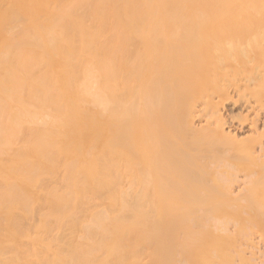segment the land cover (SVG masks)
<instances>
[{
  "label": "bare ground",
  "instance_id": "bare-ground-1",
  "mask_svg": "<svg viewBox=\"0 0 264 264\" xmlns=\"http://www.w3.org/2000/svg\"><path fill=\"white\" fill-rule=\"evenodd\" d=\"M172 55L180 58L174 60ZM211 70L218 73L220 78L234 79L232 85L237 93L245 89L247 92L243 91L244 94L249 92L252 94L255 100L247 98L244 106L247 111L253 113V116L250 114L251 117L246 121L244 118L245 122L239 119L241 122L234 127H226L227 117L220 106L208 96L203 102V111L193 109L187 120L180 115L181 120L176 110L177 101H183V98L178 100L177 97L180 95L184 97L185 94L182 93L189 88L192 90L194 85L203 87L206 82L214 81V78H210L207 74ZM165 71L168 73L167 77H164ZM238 74L240 78L243 77L242 86H240L241 80L237 79ZM210 82L207 83L208 86L206 84L207 88L217 85L215 81L212 82L215 83L214 85ZM158 86H164V89L167 86V89L164 90L162 87L160 89L165 92L161 90L162 92L157 93L156 91L160 90ZM216 90L220 92V87ZM224 90L227 89L221 88V93H225ZM161 96H164V99ZM239 97L242 98L241 95ZM240 98L234 100L236 101H233L234 104ZM259 98L264 99V0H0V197H8L11 201L10 205L0 204V207L3 210L9 209V206L20 209L21 205L26 206L23 202L25 200L29 203L44 201L49 207L54 204L50 211L42 214L40 224L36 228L33 227V231L46 233L49 218L55 220V229L58 233L67 228L81 231L83 234L79 243L74 244L75 250L71 248L72 254L71 251L67 254L70 256L69 263L72 264H174L178 260L184 262V255L188 252L189 255L191 254L190 257L194 255L195 259L197 257L196 260L205 263L203 244L199 240L202 239L201 235H206L203 231L204 224L201 229L203 234L199 232L201 225L199 224V227L193 224L194 227L196 225L195 235L196 231L201 234H197L198 237L200 236L199 239L197 236H195L197 239H193L189 229L184 231L187 234L185 237H190V243L182 238L184 234H181L185 224L194 229L190 227L194 220L189 221L190 224L187 223L188 220L195 217L196 221L200 219L202 213L206 212L205 209L201 212L206 206L205 200L209 201L208 198L205 199L208 194L204 192L203 198V191L201 192L199 188L200 193L198 190V193H193L194 189L188 182L194 186L197 185L195 180L199 181L198 178L204 179L201 180L205 184L210 181L212 175L210 176L211 172H208L212 169L210 164L213 162L216 163L213 164L215 165L213 175L218 173L223 180L220 177L218 179L224 181L227 174L221 172L219 166L220 164L225 166V170L232 173L233 160H230V157L236 161L237 152L241 156V164L244 158L248 160L246 157L250 158V156L254 157H251L253 161H257L256 158L259 157L264 161V101L262 104ZM171 99L174 102L177 100V104ZM168 100L169 102L171 100L170 105ZM165 101L169 107H166ZM174 104L177 105L176 109L172 107ZM162 107L169 108L166 111L175 112L174 115L177 114L176 116L179 117L180 125L185 118L186 123L183 124L185 128L181 126L182 136L183 130L193 131L194 118L196 116L198 118L202 111L200 117L203 115L207 127L202 126L203 129L209 128L207 133L209 131L211 133L208 136L213 139L215 135L219 138L215 140L220 143L216 142V148L208 146L207 150L203 145L204 142H201L204 140H197L199 144L194 141L193 145L196 143V146L191 149L193 154L187 152L186 149L190 148L189 144L192 142L185 141L184 137L178 138L181 133L177 135L176 129L180 125L175 131L174 127L177 123H174L173 127L170 126L175 122L170 117L171 123L167 121L168 117L165 118L164 121H167L165 123L162 120L157 122L161 116H168V112L165 114L166 111L163 113L160 111H164ZM159 122L169 126L172 129L171 133L174 130L176 136L173 134L174 136L170 138L171 133L164 134L170 132L167 131L169 128L166 127V130L163 127L164 131L161 123L158 125ZM196 128L198 131L202 129ZM245 130L251 132V135L244 138L240 133L244 134ZM179 131L181 129H178ZM158 135L160 137L162 135L161 138L165 136L164 144L166 146L169 144L167 152L173 154L162 155L165 150L161 143L158 146L156 142L157 140L160 142ZM166 136H169L168 141ZM209 138L206 139L207 143L211 140ZM176 142L179 144H175ZM180 144L185 149L181 148ZM178 146L184 150V156ZM157 151L163 157L158 158ZM206 151L208 154L204 164ZM244 151L248 155L243 158L240 152L244 153ZM185 155L187 158L191 156L189 157L191 159L188 161ZM170 156L174 157L175 161L181 158V164L189 162V165L192 157L193 161L196 158L198 161L191 163V170L194 169L193 164L202 165L203 168L205 166V170L198 165L200 171L198 172L199 169L196 168L198 170L192 174L189 165L182 164V168L183 166L186 168L183 169L181 176L180 161L177 160L174 165L175 161L172 162ZM251 158L249 161L252 160ZM260 158L259 163L263 162ZM162 159H169L164 161L168 163H164L169 167L168 170L164 164L160 165L159 161L161 162ZM183 160L185 162H182ZM246 160H244L245 167L248 164ZM227 161L231 162L227 163ZM256 161L255 163L258 164ZM158 163L162 167H158ZM255 163L251 162L252 165H257ZM263 165L264 162L261 167ZM175 166L177 172L180 171L177 173V177L178 174L180 175V178L178 177L180 180L186 178L187 173L189 176L191 172L192 175L182 181L191 187L187 190V186L186 193L195 194L196 198L192 199V202L200 200L205 203L198 201L197 204L200 206L198 207L194 203H189L191 201L188 202V206L192 204L196 206L193 205L198 212H201L200 216L196 214L198 212H194L196 216L192 217V207L190 211L186 209L188 213L190 212L191 218L186 215L187 211L184 213L179 209L183 214H181L183 218H180V212H175L178 211V207L170 198L164 200L165 211L158 212L155 202L160 192L169 189L171 182L179 183L176 176H171L172 181L169 180L168 171L171 170L172 173ZM223 166L221 167L224 168ZM215 167H218L217 171ZM247 167L254 171L251 166ZM160 168L164 170V173L161 172L162 175ZM201 169L206 174H203ZM253 171L248 174L247 170L245 176L244 171H241L243 179L239 178L240 172L238 175L234 172L235 176L225 180L227 182L230 180L224 183L225 194L229 193L231 196L240 194L243 188L240 189L241 191L236 188L247 185V178L254 173ZM174 173L172 174L176 175ZM158 175L161 178L164 176V180L169 176L167 180L170 183L167 180L162 182ZM250 176L251 179L254 175ZM173 178L176 180L174 181ZM197 183L201 185L200 181ZM221 183L223 185V182ZM164 184H168L167 188ZM207 184H210L206 185L208 188L216 190L217 184L214 186L211 181ZM161 185L165 188L163 189ZM208 188L205 190L208 191ZM212 192L209 190L211 195ZM220 192L222 193V191L217 193ZM257 193L255 192V196ZM198 194L202 195L200 196L202 200L197 199ZM185 195L186 203L190 194ZM226 195L222 196L223 199ZM170 196L173 198L172 194ZM179 198L177 197L176 200L180 201ZM235 199L234 202L239 197ZM256 201L254 211L260 214L256 216L264 217V211L261 212L264 203H261V200L256 199ZM90 202H94V205H88ZM212 202H210L211 206H215L212 207L213 210L216 206H220ZM225 202L229 203L224 201L225 205H227ZM201 204L205 206L202 207ZM232 205L229 207L231 208ZM248 208L247 211L251 209L249 206ZM217 210L220 211V208L218 207ZM80 212L84 214L81 218V213V220L80 215L76 216ZM214 214L220 218L219 214ZM214 214L216 220L210 219L216 222L217 218ZM182 220L184 224L181 223ZM218 220L220 222V219ZM207 221L203 219L202 222ZM227 221L225 219L224 222ZM200 222L199 220L198 223ZM175 223L181 224L179 226L181 231L177 232L175 227L178 226ZM2 224L3 221H0V227L3 226L14 232V226L9 223ZM226 224L216 225L220 231L221 228L230 225V223ZM216 230L213 229L214 232ZM179 233L180 238H178ZM26 236L30 239L29 243L30 246L32 244L33 250L30 252L24 249L21 255L15 252L12 256H2L3 262L10 264L9 261L14 260L17 261L14 263L19 264L18 261L24 259L22 263H33L34 255L36 256L34 250L44 248L40 240L42 237L38 241L34 235L33 238L30 234ZM57 238L56 241L61 246L64 243L63 237ZM13 239L16 237L13 236ZM13 239L0 234V243L5 241L15 245ZM45 243H48L47 240ZM181 243H184L187 249L180 248L181 256L176 257L175 253L180 250L178 246H181L179 245ZM63 249L66 251V248ZM38 252L37 255L40 254ZM60 253L62 254V252L58 254ZM3 254L2 250L1 255ZM56 256L54 259L60 258ZM215 256L210 257L214 259V263ZM192 260L193 258L191 263L196 262ZM263 261L260 260V263Z\"/></svg>",
  "mask_w": 264,
  "mask_h": 264
},
{
  "label": "rangeland",
  "instance_id": "rangeland-1",
  "mask_svg": "<svg viewBox=\"0 0 264 264\" xmlns=\"http://www.w3.org/2000/svg\"><path fill=\"white\" fill-rule=\"evenodd\" d=\"M173 56V55H172ZM163 57H165V56H163ZM162 57V58H163ZM170 58L169 59H171V56H169ZM174 57V60H175V58H180L179 56H177V57H175V56H173ZM173 57H172V59H173ZM165 59H167L166 57H165ZM176 59V60H177ZM160 73V72H159ZM163 73V72H162ZM161 73V74H162ZM166 74V75H165ZM165 74H163V76L164 77H167V74L168 73H166V71H165ZM207 74H209V76H210V78H214V81L216 82V84L218 85V87H215V86H217V85H214L215 83H212V82H214V81H209L210 82V84H213L214 86H213V88H212V86H209L208 88H207V86L209 85V84H207V83H209V82H206L204 85H203V87L202 86H193L194 87V89H193V87H192V90L189 88V90L187 89L186 91H188L189 93H187L186 91H185V93H182L183 95L185 94L187 97H185V95H184V97H185V99H184V97L183 96H178L177 97V99L179 100V99H182L183 101H177V103H176V101L174 102L172 99V101L174 102V103H176L177 105H178V109L176 110L177 111V113H178V115H179V117H180V115L181 116H183V117H185L186 118V120H187V116L188 115H190L191 114V112L193 111V109H195V110H200V109H202L203 108V102H204V100L206 99V97H210L216 104H217V106H220L219 108L220 109H222V112L225 114V117H227V120H228V124L227 125H225L226 127H229V128H231V126L232 127H234V125L236 126V124H238L239 122H241L239 119H241L243 122H245L246 121V119L248 118H250L251 116H253L252 114V112H250V111H247L248 109L247 108H245V106H244V103L245 102H247V101H245L247 98H251L252 100L254 99L255 100V98L252 96V94H250V92L249 93H245L244 94V92H247V90L245 91V89L244 90H241L242 92H243V94L244 95H242L241 93V91H238V93H237V90H236V88H235V90H234V87H233V85H232V81H234V79H232L231 77V80H230V78H228V77H224V78H220L218 75V73H216L215 71H213V70H211V71H209ZM240 75H242V74H240ZM159 76V75H158ZM162 76V75H161ZM236 78V77H235ZM237 79H239V80H241L240 81V86H242V85H244L243 83H241L242 82V79H243V77H239V74H238V77H237ZM238 80V81H239ZM246 80V79H245ZM163 81H164V79H163ZM162 81V82H163ZM244 81V80H243ZM163 84H165L166 85V83H162V85ZM206 84H207V86H206ZM252 84V83H251ZM164 85V86H165ZM198 85V84H197ZM164 86H158L159 88L158 89H160V88H162L163 87V89L165 88ZM249 86H251L250 84H249ZM206 87V88H205ZM220 87V92L218 91L217 92V90H219V89H217L216 90V88H219ZM253 87V86H252ZM221 88H224V89H227V90H224V92L225 93H221ZM158 89H156V90H158ZM160 89V90H158V91H156L157 93L158 92H160L161 90L163 91V92H165L164 90H166L167 89V86H166V89ZM191 90V91H190ZM251 90V89H250ZM161 91V92H162ZM168 92H170V90H167ZM167 91H166V93H167ZM236 92V93H235ZM241 92V93H240ZM165 93V94H166ZM227 93V94H226ZM240 93V94H239ZM159 94H161V93H159ZM158 94V95H159ZM168 94V93H167ZM170 94L171 93H169V96H170ZM237 94L240 96H242V98H240L239 96H237ZM161 95H163V94H161ZM247 95V96H246ZM165 96V95H164ZM164 96L162 97L161 96V98H163L164 99ZM167 96V95H166ZM165 96V97H166ZM243 96H246V97H243ZM168 98V97H167ZM174 98V97H173ZM237 98H240V100L238 99L237 101V103H235L234 104V102H236V101H234V100H236ZM170 99V98H169ZM250 99V100H251ZM260 99V98H259ZM159 100H160V98H159ZM167 100V99H166ZM171 100H170V102H171ZM175 100V99H174ZM242 100H244V101H242ZM248 100V99H247ZM261 100V99H260ZM161 101V100H160ZM159 101V103H161ZM234 101V102H233ZM262 101H264V99H262L260 102H262ZM169 102V100H168V104L170 103ZM173 102H172V104H173ZM181 102V103H180ZM243 102V103H242ZM165 103H166V101H165ZM165 103H163V105L165 104ZM180 103V104H179ZM162 104V103H161ZM171 104V103H170ZM169 104V105H170ZM243 104V105H242ZM246 104V103H245ZM262 104H263V102H262ZM160 105V104H159ZM162 105V106H163ZM169 105L167 106V103H166V107H169ZM177 105L175 106V104H174V106H175V108H174V106H172L173 107V109H176V107H177ZM264 105V104H263ZM159 107V106H158ZM201 107V108H200ZM236 107H237V109H236ZM164 108H165V105H164ZM163 107H162V109H164ZM170 108H171V106H170ZM160 109V108H159ZM172 109V108H171ZM241 109V110H240ZM247 109V110H246ZM166 110H169V108L168 109H164V111H162V110H160L162 113L163 112H165ZM236 110V111H235ZM245 110V111H244ZM160 111H158V112H160ZM175 111V110H174ZM196 111V112H197ZM202 111H203V109H202ZM201 111V113H199V119L197 118V116H196V118H194V129H193V131L191 132V131H189V130H183V136H182V129L183 128H185V125H183L184 123H186V121H185V118L183 119L184 120V122L182 123V121H181V123H182V125H180L179 123L180 122H178V121H180L178 118L179 117H177L176 115H174V113L175 112H173L172 110L171 111H166L165 112V114H167V112H168V116L166 115V117L164 116H161L160 114H159V116H161L160 117V119H156L157 120V122L158 121H160V120H162V122L165 120V118H167L168 117V119H169V117H170V119L171 120H173V121H175V122H172V121H170V119L169 120H167L169 123H171L170 124V126H172L173 127V125H174V123L176 124L177 123V125L174 127V130H175V128L177 127V126H179V127H177L178 129H181V131H179L178 132V129H176L177 130V132H176V134L177 135H179L178 133H181L180 135H179V137L178 138H180V137H184L185 138V141L187 140V142L189 141H191L192 143H187V144H189V146H190V148H188V149H186V150H188L187 152H191L192 153V151H191V149L193 148V146H194V148H195V146H196V143H195V145H193V143H194V141H196L197 142V140H204V141H201V142H204V146L206 147V149L208 150V146L209 147H211V148H213L214 146H215V148H216V142H218V140H219V138L218 137H216L215 135H211L212 137H213V139L210 137V136H208V135H210V133H211V131H209L208 133H207V131L209 130V128H208V130L206 129L207 127H206V124H204L205 123V118L204 117H200V115L203 113ZM247 111V112H246ZM173 112V113H172ZM245 112V113H244ZM248 112H249V114H248ZM172 113V114H171ZM234 113V114H233ZM169 114H170V116H169ZM230 114V115H229ZM250 114H251V116H250ZM163 115V114H162ZM246 115H247V117H246ZM159 116H157V117H159ZM230 116V117H229ZM244 116V117H243ZM177 117V118H176ZM181 118V117H180ZM244 118H245V121H244ZM178 119V120H177ZM181 120H182V118H181ZM167 121H164V123L165 122H167ZM202 121V122H201ZM232 121V122H231ZM156 122V123H157ZM188 122V121H187ZM155 123V124H156ZM161 122H159L158 123V125L160 124ZM204 124V125H203ZM161 126V128H163V127H168L169 128V126H165L164 124H160ZM164 125V126H163ZM245 125V127H246V125H247V123H245L244 124ZM181 126L183 127V128H181ZM202 126H204V127H206V128H204L203 129V127ZM171 127V128H172ZM196 127H198V128H202L203 129V131H202V129H200L199 131H201V132H199L198 130H196L197 128ZM244 127V128H245ZM158 128V127H157ZM161 128H158V129H161ZM245 129H247V127L245 128ZM163 130H164V128H163ZM162 130V135H163V132L165 131H163ZM166 130H167V128H166ZM171 130L172 129H170L169 128V130H167V131H170V132H164V134H166V133H168V134H170L171 133ZM173 130V132H175ZM196 130V131H195ZM198 131V132H197ZM246 131V132H245ZM245 131H243V132H245L244 134L243 133H240V136H242L243 137V135H244V138H245V136H249V134L251 135V132H249L248 130H245ZM248 131V132H247ZM160 132V130L158 131V133ZM171 133L170 134V138H172L174 135L176 136V134H174V133ZM193 132H195V133H193ZM198 133V134H197ZM174 134V135H173ZM157 135V134H156ZM162 135H161V137H162ZM172 135V136H171ZM160 137V135H158V138H159V140H160V142L157 140L156 142H158L157 144H159V143H161V145L164 147V150H165V152L163 151V153H162V155L164 154V153H169V152H167V146L169 145L168 143H166V144H168L167 146L164 144V142H165V136H163V138H161ZM166 137H168L166 140L168 141L169 140V136H166ZM211 138V140H209V144L206 142L207 140V138ZM157 137H155V139H156ZM174 138H176V139H178L177 137H174ZM209 138V139H210ZM218 138V140L216 141L215 139H217ZM175 139V140H176ZM170 140H172V139H170ZM175 140H174V142H175ZM179 140V139H178ZM181 141H182V139H180ZM214 140V141H213ZM177 141V140H176ZM174 142H171V143H174ZM178 142V141H177ZM175 143V144H179V143ZM200 142V143H201ZM170 143V142H169ZM181 143V142H180ZM182 143H184V141L182 142ZM186 143V142H185ZM198 143V142H197ZM220 143V141L218 142V144ZM199 144V143H198ZM197 144V145H198ZM208 144V145H207ZM172 145V144H171ZM181 145V144H180ZM185 146H186V144H184ZM158 146H160V144L158 145ZM162 146H161V148H162ZM175 145H173V147H174ZM184 146V147H185ZM188 146V145H187ZM171 149H172V146L170 147ZM178 149L180 148V146H178L177 147ZM181 148H183V145H181ZM179 149V150H182V149ZM176 149V148H175ZM183 149H185V148H183ZM190 149V150H189ZM205 149V150H206ZM159 150V149H158ZM169 150V149H168ZM162 151V150H161ZM171 151V150H170ZM183 151L184 150H182L181 152H182V155L183 154H185V153H183ZM193 151H195V149L193 150ZM174 152V151H173ZM177 152H178V150H177ZM180 152V151H179ZM230 152V151H229ZM241 152H243V151H241ZM240 152V154H242L243 155V158H244V156H247L248 154L246 153V151H244V153H241ZM176 153V152H175ZM174 153V154H175ZM190 153V154H191ZM210 153V152H209ZM157 154H158V151H157ZM169 154H173V153H169ZM178 154H180V153H178ZM177 154V155H178ZM193 154V153H192ZM195 154V153H194ZM206 154H208V151H206L205 152V156H204V160H205V162H204V164L206 163ZM237 154L238 155H236V161H235V159H233V158H231L230 156V160L232 159L233 160V162H239L240 163V160H241V156H239V153L237 152ZM162 155H160V152H159V154H158V158L160 157H163L164 155H166V156H168V154H164L163 156ZM188 155V154H187ZM187 155H185V158L186 159H188V161H189V159H191V158H189V157H191V156H189L188 158L186 157ZM173 156V155H172ZM179 156V155H178ZM184 156V155H183ZM194 156V155H193ZM264 156V155H263ZM171 157V156H170ZM179 157H181V155L179 156ZM252 156H250V158H251ZM165 158V157H164ZM167 158V157H166ZM169 158V157H168ZM172 158V157H171ZM174 158V157H173ZM173 158H172V162L173 161H175V160H173ZM175 158H176V156H175ZM242 158V159H243ZM248 160H246L245 158L242 160L243 162V164H241L240 163V165H239V163L237 164V163H233V162H231V161H227V163L228 162H231L232 163V167L233 168H231V170H232V173L230 172V171H227V170H225L226 168H225V166H223V165H221L220 164V166H219V169L221 170L222 169V171L221 172H224V174L226 173L227 174V177H226V179L225 180H227L229 177L230 178H232L233 177V175H234V172L238 175L239 174V172H240V174H242V175H240L239 174V178L241 177V179H243V173H241V171L243 172L244 171V176L246 175L245 173H247V170L249 171L248 172V174H251L252 173V171L253 170H251V169H248L249 167H247V166H251V168H253L254 169V173H256V174H252L250 177H252L253 175V177L252 178H254V179H250L249 178V176H248V178H247V185H244V187L242 186V187H237L236 189H238V190H240L241 188H243V190L240 192V194H238V195H236V196H231L229 193V195L227 194H225L226 193V190H225V188H224V183L226 184V183H228L230 180H228V182L227 181H222L223 180V178L222 177H220L219 175H218V173H214V174H217V175H213V173H212V171L213 172H215L214 171V166L215 165H213V164H216V163H209L211 166V170H210V167H209V172L208 173H210V181L211 182H213V185L215 184H217L215 187H217V188H215L216 190L214 191V188H208V186H206V185H210V184H207V182L209 183L210 181L208 180V179H205V180H208L207 182H206V184L202 181V180H204V179H199L198 177H199V173H198V180L200 181V184L201 185H198L199 183H197V182H199V181H197V180H195L196 182H195V184H197V185H194V186H192V183L191 182H188V184L194 189V192L193 193H198V191H199V189H200V191L202 190L203 191V198L205 197V193L206 194H208L207 195V197H205V199L206 198H208V202H207V199L205 200L206 202V206L204 207L202 204V207H204V208H202V210H201V212L205 209L206 210V212H205V214L204 213H202L203 215H205V217H202L203 215H201V218L200 219H197V221L195 220L196 219V217L195 218H191L190 216V212L188 213V210L189 209H191L192 207H193V205L195 204L196 206H198V204H199V202L198 201H200V200H198L197 201V199H201L202 200V198L200 197V196H202L201 194H198V196L200 197H198L197 196V199H196V201L197 202H195V201H191L192 199L194 200V198H196L195 197V194L194 195H191V194H193V193H186L187 191H186V188H187V186L188 185H185V183H183V181L182 180H185L186 178L188 179V177L190 176V175H192L193 174V172L194 173H196V171L198 170V172L200 171V168L202 167V165L200 166L199 164V166H200V168H198V165H197V167H195L194 166V164H193V171L191 170V163H193L195 160L196 161H198L196 158H195V160L193 161V157H192V161H191V163H190V165L186 162V164H184V163H182V164H184V166L186 165V166H188L189 165V167L188 168H190V171L192 172V174H191V172L189 171V169L187 168V170L190 172V174H189V176H187L188 175V173H187V175H186V178H184V179H182L183 177H185V175L181 178L182 180H180L179 178V176L181 175L182 176V171H184L183 169L184 168H186V167H184L183 166V168H182V164H181V158L178 160V159H176V161L178 160V162L180 161V164H181V166H179V167H181L180 168V170H181V173H179V172H177V168H176V166H175V168L174 169H172V173H174V171H175V173H176V175H173L172 173H171V170H169L168 172H169V175H170V179L169 180H171L172 181V178H171V176H176V178H177V181L180 183H176V184H174V183H170L169 182V180H167L168 178H169V176H167L168 178H166L165 180H167L169 183H170V186L168 187L169 189H167V190H163L162 192H160V196L159 197H157L158 199L156 200V202H155V206L158 208V212L159 213H161V212H164L165 210H164V208H163V204L165 203L164 202V200H168L167 198H170L172 201H173V203H175V205H177V207H178V211L176 210L175 212H177V213H179L180 211H179V209H182L183 210V212L185 213L186 211V215H188V217H190L191 219L190 220H188V224H190V222L189 221H193L194 220V222H196V223H194V222H192L191 224V226L190 227H193L194 229H192V228H189L188 226H186V224L185 225H183L184 226V228H183V232L180 230L181 228L179 227L180 225H178L180 222H179V220H178V224L177 223H175V224H177V226L178 227H175V229L177 230V232H179V230L181 231V234H184L183 236H182V238L184 237L185 238V240L187 241L188 240V242L190 243V240H189V238L190 237H185L187 234H186V232H184V231H186V230H190L191 232H192V236H193V239H199L200 238V236L198 237V235L202 232L201 231V229H203L204 228V230L203 231H205L206 233H204V234H206L205 236L204 235H201V234H203V233H201L200 235L202 236V239H199L200 241H201V243L203 244V249H204V253H205V251H206V254H204L203 253V257H204V261H205V263L203 262L202 263V260L200 261L199 259V261L198 260H196L197 259V257H196V259H195V257H194V255H193V257H190V255L188 254L189 252L188 251H191V249L189 250L188 249V251H183V252H188L187 253V255H186V257L187 256H189V257H187V259H186V257H185V255H184V258H185V261L187 262V263H191V258H193V260L194 261H196L195 263L193 262V260H192V262L193 263H191V264H264V225H262V224H264V222H263V219H264V217H263V215L259 218V217H257L256 216V214L258 215V213L256 212V211H254L255 209V205H257V201H256V199L259 201V200H261V203H264V165L261 167V165L263 164V160L261 159V161H263V162H261V163H259V158H256L257 159V161L256 162H258V164L260 165H258L257 163H255V161H253V159L252 158H254V157H252L251 159L252 160H250L249 161V157H246ZM239 159V160H238ZM263 159H264V157H263ZM166 160H169V159H166ZM166 160H163L162 159V161L160 162L159 161V163H160V165H161V163L162 164H164V163H167V162H164V161H166ZM244 160H246V161H248V164H246V167L244 166ZM176 161H175V163H174V165L176 164ZM209 161V160H208ZM207 161V162H208ZM168 162H170V161H168ZM172 162H170V163H172ZM182 162H185L184 160L182 161ZM251 162H253V163H255V164H257V165H252L251 164ZM159 163H158V167L160 166L159 165ZM196 163V162H195ZM223 163V162H222ZM168 164V163H167ZM188 164V165H187ZM170 165V164H169ZM174 165H173V167H174ZM179 165V164H178ZM208 165V164H207ZM233 165H235V166H233ZM242 165V166H241ZM172 166V165H171ZM204 166V165H203ZM209 166V165H208ZM221 166H223L224 168H222ZM256 168H258V167H260V168H254V167ZM160 167H162V166H160ZM164 167L166 168V170H168V168L169 167H167V165L166 164H164ZM163 167V168H164ZM172 167V168H173ZM196 168H198V169H196ZM203 168V167H202ZM244 168V170H241V169H243ZM162 168H160V170H161ZM171 169V168H170ZM179 169V168H178ZM204 170H205V166H204V168H203ZM203 169H201V170H203ZM207 169V168H206ZM216 169H218V167H215V170ZM247 169V170H246ZM165 170V171H166ZM174 170V171H173ZM186 170V171H187ZM204 170H203V174H206V173H204ZM225 170V171H224ZM258 170V171H257ZM158 171V170H157ZM163 171V173H164V170L162 169L161 171H160V175H162L161 174V172ZM187 171V172H188ZM208 171V170H207ZM206 171V172H207ZM217 171V170H216ZM256 171V172H255ZM251 172V173H250ZM159 173V172H158ZM166 173V172H165ZM174 173V174H175ZM177 173H179L178 174V177H177ZM235 174V175H236ZM160 175H158L159 177H160ZM164 175V174H163ZM202 175V171H201V174H200V176ZM207 175H209V174H207ZM234 175V176H235ZM165 176V175H164ZM164 176H162L163 178H161L160 177V179H162L163 181L162 182H165V180H164ZM215 176V177H214ZM217 176V177H216ZM225 176V175H224ZM257 176V177H256ZM196 177V176H195ZM202 177V176H201ZM205 177L207 178V176L205 175ZM204 176H203V178H205ZM214 177V178H213ZM218 177H220L219 179H218ZM255 177L258 179H255ZM176 178H175V180H176ZM191 178V177H190ZM195 179V178H194ZM216 179V180H215ZM173 180H174V178H173ZM174 180V181H175ZM182 181V182H180V181ZM219 180H221L220 182H219ZM250 180V181H249ZM173 181V182H174ZM201 181H202V183H201ZM192 182H193V180H192ZM221 182H223V185H222V183ZM248 182H250L249 184H248ZM191 183V184H190ZM218 183H219V185H218ZM166 184V183H165ZM164 184V185H165ZM204 184V185H203ZM246 184V183H245ZM161 185V187L163 186V189L165 188V186H166V188H167V186H168V184L167 185ZM221 185L223 186V188L221 187ZM190 186H188V188H187V190H189V188L191 189V187ZM202 186V187H201ZM203 186H205L204 188H203ZM212 186V185H211ZM197 187V188H196ZM247 187V188H246ZM196 188V189H195ZM199 188V189H198ZM203 188V189H202ZM206 188H208V191H206L205 189ZM246 188V189H245ZM260 188V189H259ZM171 189V191H168V190H170ZM219 189V190H218ZM223 189V190H222ZM261 189H263V190H261ZM198 190V191H197ZM209 190H211V192H212V194L213 195H211L210 193H209ZM257 190V191H256ZM259 190H260V194H259ZM200 191H199V193H200ZM201 191V192H202ZM219 191H222V193L220 192V193H217V192H219ZM170 192V193H169ZM205 192V193H204ZM243 192V193H242ZM255 192L257 193V196H255ZM215 193H216V195H215ZM224 193V194H223ZM262 193V194H261ZM172 194V196H173V198L170 196ZM174 194V195H173ZM185 194H190L189 195V198H187L186 200V203H185ZM209 194H210V196H209ZM235 194H236V192H235ZM243 196H242V195ZM250 194H252L253 196H255V197H252V195H250V197H249V195ZM218 195V196H217ZM219 195H221V196H219ZM223 195H226V196H224V199H223ZM245 195V196H244ZM248 195V196H247ZM142 196V195H141ZM168 196V197H167ZM176 196V197H175ZM180 196H182V197H180ZM194 196V197H193ZM177 197L179 198V200L180 201H178V200H176L177 199ZM211 197V198H210ZM235 197H237V199H238V197H239V199L237 200V201H235L236 202V204H235V202H234V200H236L235 199ZM242 197H244V198H242ZM257 197V198H256ZM174 198H175V200H174ZM232 200V203H230L231 202V200ZM240 198H242V199H240ZM247 198V199H246ZM256 198V199H255ZM212 199V200H211ZM227 199V200H226ZM159 200V201H158ZM157 201H158V203H157ZM162 203H161V202ZM189 201H191V202H189ZM211 201H213L214 202V204L216 205H219L220 204V206H218L219 208H220V211L219 210H217L218 209V207L216 206V209L215 210H213V208H215V206H211V204H210V202ZM224 201H227V202H229V203H226L227 205H232V204H234V205H232L231 206V208L228 206V207H225V206H227V205H225L223 202ZM263 201V202H262ZM24 203H25V205L26 206H23V205H21V208L19 209V208H11L10 206H9V209L8 208H5L4 210L1 208L0 209V221H3V224H5V223H9L11 226H14V232H10V230H8L7 228H4L3 226H1L0 227V234H4L5 235V237L6 238H12L13 239V236L14 237H16V239H13V241H14V243H15V245H11L9 242H3V243H0V248H1V250H0V264H9V263H5V262H3V260H4V258L2 257V256H7V255H13L15 252L17 253V254H19V255H21V252H22V250H29L30 252L33 250V246H32V244H31V246H30V239H28V237L26 236L27 234H30L31 236H32V238H33V235H34V237H36L37 238V240L38 241H40L41 240V242H42V246H44V248L42 247H40L41 248V250H34L35 251V253H36V256L34 255V257H35V259H34V257H33V259L34 260H32L33 261V263L34 264H72V263H69V258L68 257H70L69 255H67V254H69V252L72 254V249L71 248H73L74 247V244H77V243H79V239H80V237L82 236V234L83 233H81V231H79L78 229H65L63 232H60V233H58V231H56V229H55V220L53 221V219L52 218H49L48 219V221H47V224L48 225H46L47 226V232L46 233H39L40 231H38V232H35V231H33V227H37L39 224H40V219H41V216H42V214H45V213H47L48 211H50L53 207H54V204L53 205H51L50 207L44 202V201H41V203H39V202H37V201H35V202H32V203H29L27 200H25V201H23ZM188 202L189 203H194V204H190L191 206H188L189 204H188ZM213 202H212V204H213ZM216 202V203H215ZM217 202H221V203H217ZM198 203V204H197ZM200 203H204L203 201L201 202L200 201ZM204 203V204H205ZM208 203V204H207ZM260 203V206L263 208V206H262V204ZM0 204H7V205H10L11 204V201H10V199H8V197H0ZM89 204H92V206L94 205V202H90V203H88V205ZM221 204H224V205H221ZM166 206H167V203L165 204ZM186 206V207H184V208H182L181 206ZM194 205V206H195ZM239 205V206H238ZM242 205V206H241ZM258 205H259V203H258ZM264 205V204H263ZM169 206H171V205H169ZM195 206V207H196ZM234 206V207H233ZM247 206V207H246ZM248 206L251 208L249 211H247L249 208H248ZM260 206H259V208H260ZM162 207V208H161ZM176 206H175V209L177 208ZM181 207V208H180ZM195 207H193L192 208V212H191V214H193L192 215V217L195 215L194 214V212H198L196 209H195ZM198 207H200V206H198ZM197 207V208H198ZM213 207V208H212ZM223 207H225V208H223ZM167 208V207H166ZM210 208H212V210H210ZM245 208V209H244ZM186 209H188V210H186ZM181 210V211H182ZM204 210V211H205ZM260 210V209H259ZM1 211H3V213H1ZM157 211V210H156ZM166 211H167V209H166ZM173 211V210H172ZM190 211V210H189ZM210 211H212L211 212V214L213 213H216V214H219L218 216L220 217V218H217V215H215L216 216V218H217V221L215 222V217H213V214H212V216L210 217ZM219 211V212H218ZM252 211V212H251ZM262 211H264V208H263V210L261 209V212ZM200 211L198 212V213H196L197 215H199L200 213H201ZM226 212V213H225ZM251 212V213H250ZM258 212H260V211H258ZM260 212V213H261ZM81 213H82V217H81ZM174 213V212H173ZM221 213V214H220ZM254 213V214H253ZM182 213L180 212V215H179V217L180 218H183V214L181 215ZM231 214H232V216H231ZM263 214H264V212H263ZM80 215V216H79ZM84 214H83V212H80V213H77V217L79 216V218L81 217V218H83L84 216H83ZM177 215V216H178ZM190 215V216H189ZM235 215V216H234ZM251 215V216H250ZM176 216V217H177ZM196 216V215H195ZM200 216V215H199ZM226 216H228L232 221H230V219L228 218V217H226ZM258 216H260V214L258 215ZM175 217V218H176ZM207 217V218H206ZM221 217H225V219H227L228 221L226 222V223H230V225L227 227L226 226V228H221V230L219 231L218 229H220L217 225H222V223H223V226H224V224L225 225H227L224 221H225V219H223V218H221ZM234 217V218H233ZM257 217V218H256ZM81 218H80V220H81ZM210 218H214L215 220H211ZM259 218V219H258ZM179 219V218H178ZM185 219H187L186 218V216H185ZM203 219H205V221H206V219L208 220L207 222H208V224H207V222H202L203 221ZM218 219H220V222H222V223H220L219 222V220ZM223 219V221H221ZM77 220H79L78 218H77ZM201 221L200 223H198V221ZM233 220H234V222H233ZM260 220V221H259ZM181 221V220H180ZM230 221V222H229ZM258 221H259V224H260V222H261V224L259 225L258 224ZM184 221L182 220V222L181 223H183ZM218 222V223H217ZM202 223V224H201ZM2 224V225H3ZM174 224V225H175ZM184 224V223H183ZM187 224V225H188ZM193 224H196L197 226H199L200 227V225H201V228H200V233L199 232H197L196 231V233L198 234H196L195 235V227H196V225H195V227H194V225ZM200 224V225H199ZM204 224V227L202 228V225ZM217 224V225H216ZM232 224V225H231ZM209 225H211L210 227H209ZM213 225H214V227H216V229L218 230V232H217V230L213 227ZM54 226V227H53ZM206 226H208L209 228H207ZM235 226H237V227H235ZM232 227V228H231ZM234 227V228H233ZM180 228V229H179ZM211 228H213L214 230H216L215 232H217V233H215L214 231H213V229L211 230ZM185 229V230H184ZM210 231V233H209V231ZM225 229V230H224ZM226 229H227V231H226ZM238 229V230H237ZM176 230H174V232L176 231ZM197 230V229H196ZM223 230H224V232H223ZM235 230V231H234ZM213 231V232H212ZM232 231V232H231ZM177 232H175V233H177ZM191 232H190V234H191ZM212 233V234H211ZM214 233V234H213ZM226 233H228L227 235H226ZM246 233H248V235H246ZM42 236H41V235ZM45 234V235H44ZM209 234V235H208ZM180 233L178 234V238H180ZM59 236H61V237H63L62 238V240L64 241V243H62L61 244V246H59V243H57L58 241H56L58 238L57 237H59ZM195 236H197V238H195ZM210 236V237H209ZM215 236V237H214ZM42 237V238H41ZM174 237H176V236H174ZM205 237H206V239H205ZM41 238V239H40ZM57 238V239H56ZM204 238V239H203ZM40 239V240H39ZM43 239V240H42ZM217 239V240H216ZM46 240H47V242L48 243H45L46 242ZM182 241H184V240H182ZM203 241V242H202ZM185 242V241H184ZM192 243V242H191ZM10 244V245H9ZM46 244V245H45ZM199 244V243H198ZM201 244V245H202ZM3 245H4V247H3ZM73 245V246H72ZM179 245H181V246H178V248L180 249H184V248H186L187 249V247H185V244L183 243H181V244H179ZM70 246V247H69ZM47 247V248H46ZM49 247H50V250H49ZM176 247V246H175ZM174 247V248H175ZM32 248V249H31ZM63 248H66V251H65V249H63ZM75 248V247H74ZM73 248V249H74ZM215 248V249H214ZM218 248V249H217ZM67 249L69 250V251H67ZM173 249V248H172ZM181 249L180 250H178L177 251V253H179L180 251H181ZM186 249H184V250H186ZM2 250H3V252H4V254L3 255H1L2 254ZM63 250V251H62ZM75 250V249H74ZM74 250H73V252H74ZM177 250V249H176ZM213 250H214V252H213ZM33 251V252H34ZM40 252V254H38L37 255V252ZM55 251V252H54ZM62 252V254L60 253V254H58L59 252ZM65 251V252H64ZM173 251V250H172ZM38 252V253H39ZM53 252H54V254H53ZM58 252V253H57ZM174 253L176 252L175 250L173 251ZM34 253V254H35ZM177 253H175L176 254V257H177V255H180L181 256V254L179 253V254H177ZM182 253V252H181ZM209 253V254H208ZM44 254H47L45 257H43V255ZM57 256H56V255ZM64 254H66V255H64ZM58 255H60V256H58ZM211 255H213V256H211ZM217 257H216V256ZM219 255V256H218ZM38 256H39V258H38ZM40 256H41V258H40ZM56 256V258H59V259H54V257ZM62 256V257H61ZM65 256H66V259H65ZM215 256V263H214V259H210V257L212 258V257H214ZM32 257V256H31ZM47 257H49V259H47ZM179 257V256H178ZM183 257V256H182ZM19 258V257H18ZM45 258H46V260H45ZM208 258V259H207ZM262 258V259H261ZM22 259V258H21ZM21 259H20V261H21ZM43 259H44V261H43ZM62 259H64V260H62ZM68 259V260H67ZM175 259H177V258H175ZM190 259V260H189ZM23 261H21V262H19L18 261V263L19 264H25V263H22V262H24V259H22ZM49 260V261H48ZM183 260V259H182ZM188 260L190 261V262H188ZM209 260V261H208ZM210 260H212V261H210ZM260 260L261 261H263V262H261L260 263ZM37 261V262H36ZM68 261V262H67ZM182 262V261H176V262H174V264H187L186 262ZM219 261V262H218ZM10 262V264H17V263H14V262H17V261H14V260H12V261H9ZM67 262V263H66ZM199 262V263H198ZM32 263V264H33Z\"/></svg>",
  "mask_w": 264,
  "mask_h": 264
}]
</instances>
